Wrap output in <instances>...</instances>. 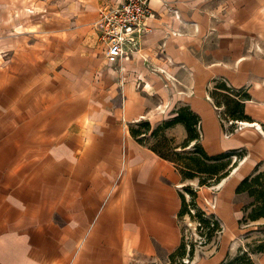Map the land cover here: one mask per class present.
<instances>
[{
    "label": "crops",
    "instance_id": "crops-1",
    "mask_svg": "<svg viewBox=\"0 0 264 264\" xmlns=\"http://www.w3.org/2000/svg\"><path fill=\"white\" fill-rule=\"evenodd\" d=\"M102 4L60 0L48 26L18 36L22 62L1 58L0 264H235L248 198L235 187L264 164V0H150V31L126 57L104 54L106 67L84 43L98 36ZM218 80L249 95L252 121L231 133L210 96ZM180 105L199 115L208 154L245 150L205 185L218 189L214 208L204 206L223 233L190 254L180 248L186 179L128 125L155 127ZM175 130L184 138L181 123L165 133ZM246 260L264 264V251Z\"/></svg>",
    "mask_w": 264,
    "mask_h": 264
},
{
    "label": "trees",
    "instance_id": "trees-1",
    "mask_svg": "<svg viewBox=\"0 0 264 264\" xmlns=\"http://www.w3.org/2000/svg\"><path fill=\"white\" fill-rule=\"evenodd\" d=\"M210 96L216 106L222 107L220 118L226 132L231 133L235 130V121H252L251 117L244 111V100L249 96L246 91L235 89L225 81L218 80L213 86ZM177 123H181L184 126L186 137L180 145L173 146L172 140L167 136L165 130ZM199 129L200 117L187 105H180L176 110V115L162 120L155 127L147 119L141 120L138 125H129L130 134L138 142L148 145L160 157L173 162L183 178H197L198 186H209L219 182L230 173L236 166V163L235 161H231L229 154L232 152L239 153L242 149L230 150L213 155L208 154L200 143ZM150 137L154 138L155 143H148ZM192 142L193 148L188 155H180L183 153L176 150L178 148L183 150ZM259 165L260 163H257L254 170L243 177L235 187L236 193L245 192L252 198V201L242 208L243 215L239 219L240 223L246 220H256L259 217H264V169L259 170ZM183 190L190 196L192 203H188L189 201L182 193V206L179 216L183 217L187 214L196 217L199 226L203 224L211 231L205 236L206 239H209L214 230L217 233L221 229L218 219L214 214L207 213L197 205L195 202L197 190L193 186L185 185ZM191 207L194 208L195 212L190 209ZM186 247L187 244L184 241L183 235V242L180 248L183 250V253L186 254L188 252L190 254L193 249L189 248L187 250ZM262 251H264V248H262ZM184 258L190 259V257H170L168 264H187L183 260ZM243 258L245 257H240L239 259Z\"/></svg>",
    "mask_w": 264,
    "mask_h": 264
},
{
    "label": "rangeland",
    "instance_id": "rangeland-1",
    "mask_svg": "<svg viewBox=\"0 0 264 264\" xmlns=\"http://www.w3.org/2000/svg\"><path fill=\"white\" fill-rule=\"evenodd\" d=\"M102 1L103 4L102 6L100 5L98 9V18L99 11L103 9L106 6L105 4L108 3V1L110 0H101V2ZM59 3L60 0H8V5L6 6V4H4V0H0V50H2V48H8V50H5L7 52L0 53V62L1 58L4 59V61L8 62L15 61L17 63L19 62V60L20 62H22L23 59L17 58V54L15 53L16 46L20 45L18 43V36L25 35L26 37H28L27 40H30L32 37H34V34H37L39 30H42L43 26H48V23L52 16L49 15V12L51 10H53L52 13H56L57 15L64 12V5H59ZM56 10L57 12H55ZM57 22H59L60 27L64 24V22L61 21L59 18ZM84 43L85 46L88 48L87 51L89 52V54L97 61L101 60L99 66L106 67L107 63L105 62L104 58V49L98 39V36L95 38V40L92 39L93 44L91 43L90 45L86 41ZM112 62L115 63L117 61L114 60ZM145 119L146 118H141L136 122L128 123V125H138L141 120ZM167 136L171 138L172 144L174 146L180 145L182 143V141L186 137V133L183 138L180 136V133L176 132L175 130L172 134H169ZM148 143H155L154 138L150 137V139H148ZM192 148L193 142L189 146L185 147L183 150H180L179 148L176 150L180 151V153H183L180 155L186 156L192 150ZM243 151L245 150L239 151V153L232 152L229 154L231 161H235L236 166L244 159L245 153ZM258 169L263 170L264 164L260 162ZM185 183L186 185H191L196 190L200 191L201 196L199 198V201L203 205H199L197 202L198 200L196 199L195 202L207 213H210L208 207L206 208V206L204 205H208L214 208V206L216 205L215 203L218 189L215 187L205 188V186H202L201 189L198 188L200 186H198L197 178L186 179ZM186 197L189 201L188 203H192L190 201V196L186 195ZM251 201L252 198L248 196L246 202L241 200L240 204L243 208L244 205H247ZM190 209L195 212L194 208L191 207ZM239 224L240 229L243 233L239 237H235V240H238L240 238V241L238 242L239 244L237 243L238 249L233 256L238 257L236 259L234 258L236 260L235 264H251L250 261L246 260V257H254L255 255L261 253L262 248H264V217H259L256 220H246L242 223L239 222ZM181 226L183 229L184 241L187 244V250L189 248H199L200 246L206 245L209 242H215L218 240L220 232L223 233L222 231H218L216 233V231L214 230L209 239H206L205 236L208 234V232L211 231L203 224L202 226H199L196 217L187 214L183 216ZM240 257L245 258L239 259ZM189 261L190 259L187 260V264L189 263Z\"/></svg>",
    "mask_w": 264,
    "mask_h": 264
},
{
    "label": "built area",
    "instance_id": "built-area-1",
    "mask_svg": "<svg viewBox=\"0 0 264 264\" xmlns=\"http://www.w3.org/2000/svg\"><path fill=\"white\" fill-rule=\"evenodd\" d=\"M149 2L150 0H113L99 11L96 21L98 39L107 58L126 57L136 49L139 37L150 31L151 28L145 23L153 15ZM235 123L236 130L243 122ZM183 260L187 262L188 259Z\"/></svg>",
    "mask_w": 264,
    "mask_h": 264
}]
</instances>
